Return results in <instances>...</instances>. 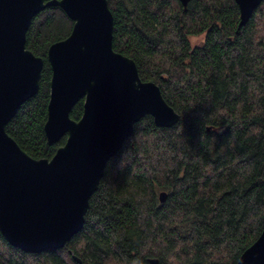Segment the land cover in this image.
I'll list each match as a JSON object with an SVG mask.
<instances>
[{"label": "trees", "instance_id": "16d2710c", "mask_svg": "<svg viewBox=\"0 0 264 264\" xmlns=\"http://www.w3.org/2000/svg\"><path fill=\"white\" fill-rule=\"evenodd\" d=\"M107 3L113 50L159 87L179 120L135 124L108 161L82 230L62 249L26 254L0 234V264H236L264 227V2L240 28L234 0ZM71 28L49 7L26 33V48L44 65L37 94L5 131L34 159H50L65 140L49 146L43 133L46 52ZM82 109L80 100L70 118L78 121Z\"/></svg>", "mask_w": 264, "mask_h": 264}, {"label": "water", "instance_id": "95a60500", "mask_svg": "<svg viewBox=\"0 0 264 264\" xmlns=\"http://www.w3.org/2000/svg\"><path fill=\"white\" fill-rule=\"evenodd\" d=\"M179 2L185 8L188 0ZM234 2L240 28L264 0ZM49 7L72 22L69 35L46 52L51 76L43 133L49 146L65 140L50 159H34L5 127L38 92L44 60L26 48V33ZM112 33L107 0H0V234L23 253L62 249L82 230L108 161L136 123L150 116L170 128L179 120L159 87L142 81L134 61L113 50ZM80 100L82 115L74 121L70 113ZM236 264H264V227Z\"/></svg>", "mask_w": 264, "mask_h": 264}, {"label": "rangeland", "instance_id": "374dc122", "mask_svg": "<svg viewBox=\"0 0 264 264\" xmlns=\"http://www.w3.org/2000/svg\"><path fill=\"white\" fill-rule=\"evenodd\" d=\"M203 40L202 36H198V37H190L189 41L192 47L199 45Z\"/></svg>", "mask_w": 264, "mask_h": 264}]
</instances>
